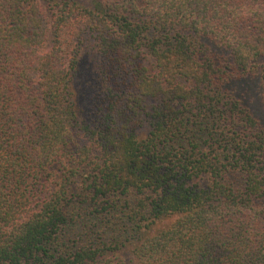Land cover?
Returning a JSON list of instances; mask_svg holds the SVG:
<instances>
[{
    "label": "trees",
    "instance_id": "16d2710c",
    "mask_svg": "<svg viewBox=\"0 0 264 264\" xmlns=\"http://www.w3.org/2000/svg\"><path fill=\"white\" fill-rule=\"evenodd\" d=\"M0 264H264V0H0Z\"/></svg>",
    "mask_w": 264,
    "mask_h": 264
},
{
    "label": "rangeland",
    "instance_id": "374dc122",
    "mask_svg": "<svg viewBox=\"0 0 264 264\" xmlns=\"http://www.w3.org/2000/svg\"><path fill=\"white\" fill-rule=\"evenodd\" d=\"M48 46H51V42H49ZM85 72V70H83V73ZM81 84L79 83L78 86H80ZM81 100H85V98H80ZM81 105H84L83 102L80 103ZM85 108V107H84Z\"/></svg>",
    "mask_w": 264,
    "mask_h": 264
}]
</instances>
